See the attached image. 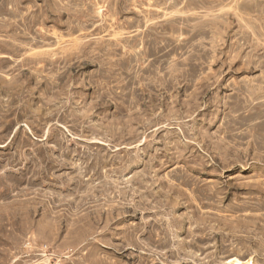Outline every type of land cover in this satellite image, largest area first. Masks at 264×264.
Returning <instances> with one entry per match:
<instances>
[{
  "label": "rangeland",
  "instance_id": "obj_1",
  "mask_svg": "<svg viewBox=\"0 0 264 264\" xmlns=\"http://www.w3.org/2000/svg\"><path fill=\"white\" fill-rule=\"evenodd\" d=\"M264 264V0H0V264Z\"/></svg>",
  "mask_w": 264,
  "mask_h": 264
},
{
  "label": "bare ground",
  "instance_id": "obj_2",
  "mask_svg": "<svg viewBox=\"0 0 264 264\" xmlns=\"http://www.w3.org/2000/svg\"><path fill=\"white\" fill-rule=\"evenodd\" d=\"M234 264H254V262H252L251 260H248L246 262L235 260Z\"/></svg>",
  "mask_w": 264,
  "mask_h": 264
}]
</instances>
